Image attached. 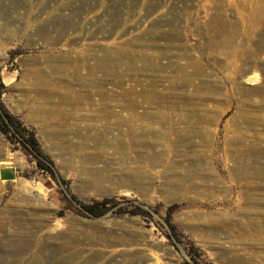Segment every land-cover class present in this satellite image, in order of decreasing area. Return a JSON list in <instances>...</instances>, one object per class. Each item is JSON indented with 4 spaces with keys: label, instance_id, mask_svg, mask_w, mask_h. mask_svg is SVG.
I'll list each match as a JSON object with an SVG mask.
<instances>
[{
    "label": "rangeland",
    "instance_id": "rangeland-1",
    "mask_svg": "<svg viewBox=\"0 0 264 264\" xmlns=\"http://www.w3.org/2000/svg\"><path fill=\"white\" fill-rule=\"evenodd\" d=\"M0 72V264H264V0H0Z\"/></svg>",
    "mask_w": 264,
    "mask_h": 264
},
{
    "label": "trees",
    "instance_id": "trees-1",
    "mask_svg": "<svg viewBox=\"0 0 264 264\" xmlns=\"http://www.w3.org/2000/svg\"><path fill=\"white\" fill-rule=\"evenodd\" d=\"M0 132L4 135L11 133L19 139L33 154L38 168L49 171V167L41 161L38 144L32 135H26L18 120L13 117L0 102ZM110 200H102L92 205L84 206V210L92 215H103L110 210Z\"/></svg>",
    "mask_w": 264,
    "mask_h": 264
},
{
    "label": "crops",
    "instance_id": "crops-1",
    "mask_svg": "<svg viewBox=\"0 0 264 264\" xmlns=\"http://www.w3.org/2000/svg\"><path fill=\"white\" fill-rule=\"evenodd\" d=\"M0 81L10 85L13 78L7 75L1 76ZM40 85V82L39 84ZM37 88H41L38 87ZM46 119V116H45ZM24 156L18 151H12L4 134L0 132V183H12L18 180L21 171L25 168Z\"/></svg>",
    "mask_w": 264,
    "mask_h": 264
},
{
    "label": "bare ground",
    "instance_id": "bare-ground-1",
    "mask_svg": "<svg viewBox=\"0 0 264 264\" xmlns=\"http://www.w3.org/2000/svg\"><path fill=\"white\" fill-rule=\"evenodd\" d=\"M201 143H203V142H201ZM246 150H247L246 152H250V153H260V154H264L263 149H261L260 147H252V146H250Z\"/></svg>",
    "mask_w": 264,
    "mask_h": 264
}]
</instances>
